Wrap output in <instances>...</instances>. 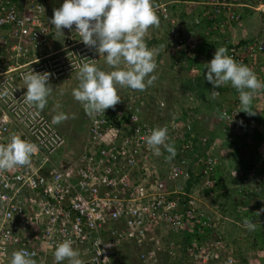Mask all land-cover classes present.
<instances>
[{
  "label": "built area",
  "instance_id": "obj_1",
  "mask_svg": "<svg viewBox=\"0 0 264 264\" xmlns=\"http://www.w3.org/2000/svg\"><path fill=\"white\" fill-rule=\"evenodd\" d=\"M157 1L153 8L169 24L172 55L185 53L192 46L191 35L180 31ZM62 3L0 0V144L18 134L39 146L29 165L0 172V264H10L17 250L33 253L37 264H55L53 252L65 239H72L84 264H115L127 247L135 249L139 264H241L226 233L233 220L217 200L222 188L216 175L226 164L225 155L218 153L225 148L223 141L202 134L195 142L190 112L178 111L161 121L164 100H154L151 114L144 103L150 102L147 96L122 88L124 96L114 108L104 115H85L82 146L62 150L65 137L59 128L45 112L25 102L24 76L31 69L51 73L49 83H55L77 74L84 63L105 62L74 31L63 29L62 36L49 23ZM203 5L215 32L242 20L234 0H204ZM240 5L264 14V0ZM220 43L236 62L263 79V38L238 42L225 36ZM192 68L188 70L196 73ZM231 88L233 97L218 113L224 114L223 119L218 115L224 139L254 142L263 125L255 114L240 111L239 94ZM165 126L177 153L171 161L164 158L167 152L156 157L146 143L151 130ZM259 145L251 175L241 176L236 185H247L237 190L244 200L264 188V141ZM237 208L235 225L246 229L243 222L249 219L264 231L262 209ZM97 240L103 241L97 246L102 250L98 257ZM259 252L253 259L246 257L244 264H263V250Z\"/></svg>",
  "mask_w": 264,
  "mask_h": 264
},
{
  "label": "clouds",
  "instance_id": "obj_2",
  "mask_svg": "<svg viewBox=\"0 0 264 264\" xmlns=\"http://www.w3.org/2000/svg\"><path fill=\"white\" fill-rule=\"evenodd\" d=\"M49 23L62 36L63 29L74 31L85 46L94 48L104 57L106 64L114 69L106 72L95 63H84L80 67L77 73L79 84L73 89L72 95L89 117L104 115L106 109L114 108L121 102L117 86L144 91L157 79L153 73L157 68L154 57L158 55V50L149 49L145 42L149 28L158 27L160 23L152 0H63L61 7L54 9ZM227 51L225 47L215 50L213 58L205 64V79L214 88L230 83L239 94L240 111L254 115L251 107L254 94L258 90H264V81L258 79L252 69L236 62ZM51 75L31 69L24 76L25 102L40 111L47 106L48 97L53 91L49 83ZM218 94V91H212L213 96ZM56 107L59 108L60 105L57 104ZM219 115L221 119L224 118L223 113ZM68 118L61 111L51 122L56 125ZM72 118H75V114ZM146 143L156 157L167 152L168 155L164 157L167 161L174 159L177 154L174 142H169L166 126L151 130ZM38 152L37 144L21 135H12L8 143L0 144V172L29 165L32 156ZM243 223L249 231H254L257 227L253 220L245 219ZM102 243L103 241L97 240L96 247ZM101 251L97 247V257ZM53 256L55 264H62L64 261L67 264H84L79 251L73 247L72 239L59 243ZM10 264H37V261L33 253L17 250L12 253Z\"/></svg>",
  "mask_w": 264,
  "mask_h": 264
},
{
  "label": "rangeland",
  "instance_id": "obj_3",
  "mask_svg": "<svg viewBox=\"0 0 264 264\" xmlns=\"http://www.w3.org/2000/svg\"><path fill=\"white\" fill-rule=\"evenodd\" d=\"M147 46L150 47L149 45ZM150 49H154V48L150 47ZM166 49L169 50V48L167 47ZM154 59L157 64V68L155 72L153 73V75H155L157 79L154 81L152 86H149L146 88V90L140 91V92L143 93L145 97L147 96V98L149 99H152L153 97H155L157 99L160 98L161 100H164L165 107H167L169 110L164 112L163 117L169 118V116H172V114L175 113L173 110L178 112L180 109L179 106L183 107V111H186L185 109H187V111L190 112V118H191L192 123L194 121V123L197 125L198 128L200 129L202 128V131L206 132L207 134L209 133V135L212 134V131L214 132V130L217 129V127H219L218 119L216 117L217 110H218L217 105L215 104L216 96L212 95V90H213L212 86L209 85V83H207V80L204 79V77L202 79V82H198L194 79L193 80L188 79L189 82L193 83L192 87L196 88V90H194L193 92H189L188 96H191L194 98L191 102L188 99L186 100L184 99L185 97L183 96H186V95L184 94L183 90L179 89L180 88L179 84L182 85L183 83L186 82L187 78L185 77V73H188L187 70L192 66H196V64L192 62L193 58H188L187 63L180 65L179 68L177 67L178 71H175V68H176L175 66L173 67L174 68L173 70L169 69V64H170V59H171L169 57V54L164 55V56L163 55L155 56ZM182 59L183 61L185 60V58H182ZM96 66L100 68L99 65H96ZM182 80L183 82H181ZM197 82L201 84H198ZM203 83L204 85H207L205 89L209 92L203 90V93H204L203 95H205L206 93L207 94L202 97L201 96L202 89L200 90V86H202ZM50 84L53 88V91L51 95L48 97V104L44 109L47 112H49L48 116L51 119H53V117L58 112H61V111L68 115L69 118L67 120L61 122L60 124H56V126L60 127V130L64 134V137H65V146L63 147L62 150L78 149L83 144L82 142H83L85 131H86L85 121L87 120V116H85L86 114L83 110L82 105L78 101H76L72 95L73 89L77 88L79 84V81L77 79V74L71 75L70 77H67V78H62L56 81L55 83H50ZM208 85H209V88H207ZM179 90L181 91V94H182L180 100L178 97ZM117 91H118V95L120 96V98H122L125 92L124 89L117 86ZM222 96L224 98L227 97L225 93ZM144 103L145 104L147 103V105L149 106V108L146 107V109L150 110L151 114H154V111H155L154 106L149 104L150 102L148 100L144 101ZM57 104L60 105L59 108L56 107ZM173 107L175 109H173ZM205 109H208L209 111L207 113L209 115L207 116L206 115L203 116L201 114V112ZM195 110H199L198 113H196ZM161 112L162 111H160V113ZM170 112H171V115H169ZM73 114H75L74 119L72 118ZM224 138L225 136H222V138L220 139L223 141L222 145L225 148L219 149L218 153H220L222 156L223 154L225 155L223 157H224V161L226 164L229 163L228 165L231 166V164L234 163L235 161V157H237L233 150L234 145L238 147L239 149L243 150V153H245L244 154L245 157L252 156L253 153H251L249 149L247 148L248 147L247 142L251 143L249 138H247L246 140L247 142L245 141L246 144L242 143L241 145L238 144L237 138L236 139L234 138L232 140H227V139L225 140ZM231 142H232V147H228L226 143H231ZM249 146H252V144H250ZM257 148H256V151H257ZM226 169H228V171L229 170L238 171V173L236 174L227 173V175H229V179L225 181L224 188L221 189V192L219 193L217 200L220 202L224 210V213L228 217L232 218L234 221H237L239 219L238 217H240V214H238L239 209L237 208V206L238 205H241V206L249 205L248 202H247L248 205L245 202L246 199L244 200L241 198L242 194H239V191L237 190L238 189L244 190L247 185L242 188L236 187V185L234 184L236 182L230 181L232 180V178H234L235 181L239 179L240 177L239 173H241V171L239 170L240 168L236 170V169H233L232 167H227ZM256 196H259V195L252 196L254 197V200L257 203L256 206L259 207L260 209H264V200H263L264 197L260 195V197L255 198ZM247 198L251 200V196H248ZM226 231L228 233L227 234L228 240L232 242L233 248L236 250V253H237L236 255L238 259H239V255L240 256L242 255L243 257L245 255L253 256L255 258L257 255V252L262 251V250L264 252V233H263V230L260 229L258 226L256 227L254 231H249L247 229L238 227L232 222H229V224L226 227ZM253 251L256 253H254ZM121 259L122 257L119 258L118 263H122L125 261Z\"/></svg>",
  "mask_w": 264,
  "mask_h": 264
},
{
  "label": "crops",
  "instance_id": "obj_4",
  "mask_svg": "<svg viewBox=\"0 0 264 264\" xmlns=\"http://www.w3.org/2000/svg\"><path fill=\"white\" fill-rule=\"evenodd\" d=\"M156 1L157 0L152 2L153 7L157 5L158 1L157 2ZM234 1L238 4V6L235 7V10L238 11L242 16L241 22L238 25L234 24L231 26H225V28L223 29V32L221 31L215 32L214 25L212 24V22L207 20L206 16L204 15V5H203L204 0H161V3L164 4L165 8L167 9L169 17L176 20V25L179 27L180 31L188 32L191 35V45L192 46H189V48H185L184 50L185 53L181 52V53H175L176 55H172L174 54L175 49L167 41L169 24L162 19L161 13H157L156 10H155L156 15L159 17V20H160L159 26L149 28L148 32L145 35V42L151 48H154V50H158V55L156 56H162V55L164 56V55L169 54V57L171 59L175 57V60L177 63L175 64V66L178 65V63H181L183 61L182 58H187V57L193 58L192 62L195 61V64L197 65V67L194 66L196 70L194 68L192 69H194L197 72L195 73L193 71L191 72L187 70L188 73H185V77L186 75H190L189 73H192V74L195 73L194 76L202 75L205 79V73L207 71V69L204 68L205 64L210 62V60L213 58L215 50L222 47L220 41L225 36L230 37L238 42L248 41L255 37L264 39V14L251 10L246 6L240 5V4L253 5V4H256L258 1L263 2V0H234ZM150 47L148 48L150 49ZM166 47L169 48V50L166 49ZM98 65L103 71H106V72H109L110 70H114L110 66H108L106 62H101ZM175 71H178V69L175 68ZM260 80L264 81V76H263V79L260 78ZM181 82H183V80ZM186 82H189L188 79H186ZM183 85L185 84L184 83L182 85L179 84V87H180L179 89L183 90L182 89ZM212 91H218L219 93L218 95H216V100H215L216 102L219 103L217 104L218 113H219V109L222 107L221 105H223L225 102L229 101L233 97L234 90L231 88V84L229 83V84L224 85L222 88H216L215 90L213 89ZM178 92H179L178 97L180 100L182 94L180 90ZM189 92H193V91L186 90L184 91V94L189 95ZM224 93L227 96L226 97L227 99L222 96ZM255 97H256V100L252 103L251 107H252V110L255 112L256 118L260 121L262 125H264V90H258L255 93ZM187 99L190 100L191 102L194 98L191 96H188ZM43 112L47 113V115L49 114V112H47L45 109L43 110ZM208 112H209L208 109H205L201 112V114L203 116L205 115L207 116L209 115L207 114ZM218 113L216 116L217 119L219 115ZM170 115H171V112H170ZM237 139H238L239 145H241L243 142L247 140V138H244V137H240ZM259 147L260 145H258V148ZM252 158H253V154H252ZM251 164L252 165L249 164L248 167L245 169L240 168L241 169L240 170L241 173H239L240 177L242 175H245V176L249 174L251 175L253 161ZM257 171L258 169L256 168L254 173H257ZM234 182H236L234 184L237 185L239 184L240 179H237V181H235L234 179ZM222 187L224 188V184H221L220 188ZM259 188H260L259 196H256L255 198L260 197V195L264 197V188L262 187H259ZM251 200H249L250 201L249 205H251V207L253 205L256 206L257 203L255 202L254 197L251 196ZM228 218L233 220L230 217ZM233 221L232 223H234ZM234 254L235 255L237 254L235 249H234ZM261 254L264 255V252H262ZM263 255L259 257V259L264 264ZM246 257H248V259H253V256L245 255L244 258Z\"/></svg>",
  "mask_w": 264,
  "mask_h": 264
},
{
  "label": "trees",
  "instance_id": "obj_5",
  "mask_svg": "<svg viewBox=\"0 0 264 264\" xmlns=\"http://www.w3.org/2000/svg\"><path fill=\"white\" fill-rule=\"evenodd\" d=\"M175 64H176V60L175 59H171L170 60V64H169V69L170 70H173L174 68V66H175ZM190 75H187L186 76V78L187 79H194V80H196V81H198V82H202V79H203V76L202 75H196V76H194L195 75V73L194 74H192V73H189ZM191 75H193V76H191ZM197 82V83H198ZM207 83H209L208 81H207ZM185 85H183L182 87V89L184 90V91H186V90H188V91H190V90H192V91H194V90H196V88H194V87H192V85H193V83H191V82H185L184 83ZM198 84H201V83H198ZM209 85H211L210 83H209ZM209 85H208V87L207 88H209ZM199 86V85H198ZM206 86L207 85H204V83H203V85L202 86H200V90H201V96L203 97V96H205V95H203L204 93H203V90H205V91H207L205 88H206ZM212 86V88L215 90L216 88H214L213 87V85H211ZM220 88H222L221 86H220ZM199 90V89H198ZM207 92H209V91H207ZM199 94V93H198ZM186 95V94H185ZM185 98V100L188 98V95H186V96H184ZM156 98L155 97H153L152 99H150V102L151 103H149V104H151V105H153V102H154V100H155ZM215 104L217 105V104H219L218 102H216L215 101ZM145 107H148V105H147V103L145 104ZM179 111H182V112H185V111H183V107H180L179 106ZM173 109H175L174 107H173ZM172 109V110H173ZM182 109V110H181ZM167 110H169L167 107H166V110H162V112H163V114H164V112L165 111H167ZM174 112H176L175 110H173ZM198 111L199 110H195V112L196 113H198ZM214 111H216V110H214ZM217 113H218V110H217ZM169 115H170V113H169ZM165 118H167V117H160V119H161V121L162 120H164ZM219 127H217V129H215L214 130V132L212 131V134H210L209 135V133L207 134L206 132H204V131H202V128L200 129V128H198L197 127V125L194 123V121H193V123H192V132L194 133V141L196 142L197 141V139H198V137L200 136V135H202V134H207L208 136H209V139L210 140H220V138H222V136H223V131L221 130V125H218ZM262 141H264V125H263V129H262V131L261 132H259V134H258V138H257V141H251V143H248L247 141V143H248V149H249V151L251 152V153H253L254 154V151H256V148L258 147V145L260 144V142H262ZM257 142V143H256ZM243 143H245V142H243ZM227 144V146L228 147H232V142L231 143H226ZM250 144H252V146H249ZM225 145V144H224ZM233 150H234V153H235V155L237 156V157H235V161H234V163H232L231 164V166L230 165H228L229 163H227V164H224V167H223V169H221L220 171H218L217 172V177H218V185H219V187H221V184H224L225 183V181L227 180V179H229V175H227V173H229V172H231L230 170L228 171V169H226L227 167H232L233 169H239V168H242V169H245V168H247L248 167V165L250 164V165H252L251 163H252V161H253V158H252V156L251 157H245L244 156V154L245 153H243V150L242 149H239L238 147H236L235 145L233 146ZM247 158V159H246ZM226 165V166H225ZM239 170H241V169H239ZM243 176V175H242ZM196 179H197V181L199 180V177L197 176L196 177ZM195 179V180H196ZM193 181V180H192ZM230 181H233L234 182V178H232V180H230ZM195 182V181H194ZM188 186H190V184L188 183ZM223 188V187H222ZM246 203L248 202V203H250L249 202V200L247 201H245ZM240 203H242V202H240ZM247 203V204H248ZM249 206H251V205H249ZM253 206H255V205H253ZM128 249V247L126 248V250ZM134 250L135 249H131V248H129L127 251H126V253L122 256V259L123 260H125L124 262H122V263H118V261H116V263L115 264H139V262L137 261V259H136V256H135V253H134ZM136 251H137V249H136ZM121 259V260H122ZM239 262L241 263V264H244V262H245V258L241 255H239Z\"/></svg>",
  "mask_w": 264,
  "mask_h": 264
},
{
  "label": "flooded vegetation",
  "instance_id": "obj_6",
  "mask_svg": "<svg viewBox=\"0 0 264 264\" xmlns=\"http://www.w3.org/2000/svg\"><path fill=\"white\" fill-rule=\"evenodd\" d=\"M60 128V127H59Z\"/></svg>",
  "mask_w": 264,
  "mask_h": 264
}]
</instances>
